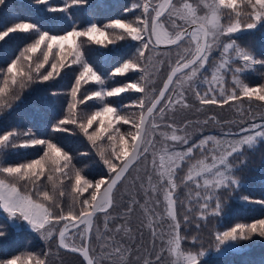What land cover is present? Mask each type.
<instances>
[{
	"label": "snow or ice",
	"instance_id": "1",
	"mask_svg": "<svg viewBox=\"0 0 264 264\" xmlns=\"http://www.w3.org/2000/svg\"><path fill=\"white\" fill-rule=\"evenodd\" d=\"M87 0H65L63 7H54L49 0H36L39 5H45L44 11L47 13H64L63 16L54 17L57 21H66L71 30H64V34H49L48 31L41 32L34 23H14L11 26H5V30L0 32V40H4L10 33L31 32L35 39L28 48L21 53L20 57L12 61L6 68L3 75V86L0 87V97L5 96L11 86L18 83L17 77H23L26 81H32V72L35 71L36 78L48 81L53 77V73L58 74V69L66 66V57L71 56L72 64H80L82 71L75 80V85L71 89V97L73 101L77 97L82 81L90 78L97 85V89L81 98L78 103H83L85 99L93 100L98 104L90 107H97L91 115L84 117V122L79 123L78 127L92 142L93 147L98 148V155L106 166L108 176L107 179H100L93 183L85 179L79 170L73 169L70 175L66 169L71 165V156L65 153L61 148L50 140L39 139L31 136L29 133H23L30 136L29 139L22 143L15 131H8L0 135V156L9 148H24L42 146L43 155L41 158L33 159L31 162L19 163L16 166H0V208L7 213V217L11 220H23L27 222L31 228L40 233L45 241L57 239V248L68 249L71 252L79 253L83 260L82 264H102L104 260L111 262L115 257L120 264H127L126 253L129 249L124 248L123 244L117 243L110 235H104L97 228L93 234L94 218L96 213H105V232L110 231L108 224L115 220L116 217L108 215V210L113 207V193L126 177L130 174V169L138 165L141 160H148L151 157V165L157 179L153 182L152 175L147 177L150 188L144 189V203L133 197L127 207L126 212L121 219L127 218L132 212V205L139 204L145 213L150 211L154 215L159 216L151 208L150 202L160 205V200L152 199L158 188L163 192V203L165 204L166 216L170 220L167 225L166 241L167 248L170 251L183 255L185 264H200L197 255L191 252L184 255L181 253V223L177 219L176 204L177 199L174 193L177 189V171L182 167H187L184 181H191L197 189L203 187L206 191L201 197L199 191L195 193V199L200 209V217L203 219L204 213L209 210L210 202L215 200V206L212 210L213 215H218L221 211V203L219 196L216 195L219 189H239L242 187L240 181L235 178L234 168L230 159L243 151L244 147L252 149L257 138H264V123L252 124L251 130L255 135L243 134L249 130L241 128L240 133H222L221 136L207 135L202 136L198 140H193L189 134V127L192 121H186L183 125L177 127L174 123L168 122L169 111H175L177 108L188 109L191 105L188 103L187 94H191L199 101L200 105H225L231 101L239 100L241 97L253 98L257 101L264 102V84L256 87H250L241 80L234 77V83L239 86V93L236 87L229 92L224 87L225 74L229 72L240 73L241 68H232L233 56L236 60L244 63L245 68L254 66L256 63L264 64V60L257 61L252 54L242 49L236 44V40L232 39V34L240 33L246 30H254L258 27H264V0H242L243 3L251 9L249 16L251 22L244 25L240 22L239 11H235V19L233 14L229 13L226 23H221L224 15L223 9L235 10L238 7L237 0H212V3L205 4L207 11L203 15L198 14L199 4L194 6L191 3L182 2L174 3L173 0H142L141 3L134 7L141 8V16L133 22H124L116 19L107 24V28L121 29L132 41H139L137 53L140 57L145 56V50L151 46L156 59L149 56L145 60V67L125 63L123 67H117L111 75L123 74L129 69L136 68L141 75L136 83L128 84L124 87H114L107 90L105 80L98 75L93 68L86 62L81 60L82 53L79 45L75 48L65 50V42L75 40L79 37H88L94 39V34L100 33L106 35L95 23H92L87 30L78 31L75 27V21L70 20L68 16V8L73 5L86 3ZM5 0H0V5H4ZM163 18V19H162ZM182 21V23H177ZM173 29L169 31L165 27V23ZM222 37H228V42H222ZM125 36L121 35L120 39ZM97 44L101 41L96 40ZM166 45L169 50L160 52L159 46ZM43 46L40 59L33 69L29 65V71L24 72L18 70L21 57L24 53H36ZM54 49L56 52L54 53ZM214 50H219V59L209 66V57ZM175 52V60L171 56ZM31 61L32 56L25 57ZM51 60L52 63H49ZM167 60L169 74L162 88L157 91L154 87L155 74L160 71V66L165 64ZM48 65L50 70L41 73L40 70ZM210 73V78H209ZM201 85L204 87L202 88ZM20 89L25 87L22 82L19 84ZM128 89H134L136 92L144 93L138 100L139 119L133 122L135 132L129 131L128 137L132 143L125 138V135L119 133V129H115L113 134L108 135V143L111 146L108 156L105 155L106 149L103 144L97 145V141H103L108 130L113 124H119L123 121L128 124L129 120L120 115L116 107H112L107 97L119 96ZM19 98L18 96L16 97ZM163 101V103H162ZM5 106L0 104V107ZM10 107V105H7ZM69 110L75 109L76 103H69ZM123 109V105L120 106ZM197 111H200L197 108ZM108 124H105V117H109ZM217 123L215 117H209L202 123L207 125L209 121ZM159 121V122H158ZM200 124V121H196ZM67 124H77L75 113L72 112L71 118H65L58 122L56 131H67L61 126ZM94 124L98 127L89 132ZM159 137V140H157ZM157 143L159 149L157 150ZM46 149V150H44ZM198 154L199 158H195ZM209 159L211 163H208ZM53 161L57 167L54 169L56 175L49 174L46 181L53 185V194L44 190L40 184L41 178L45 176L46 162ZM63 161V163H61ZM202 179V183L200 180ZM65 179L73 180L72 193L70 202L64 201L65 191L63 183ZM23 182L24 187H21ZM91 189V191H89ZM149 191L152 196L149 195ZM89 193L88 197L80 199L83 193ZM189 207L187 211L190 213L192 193H188ZM36 197V198H34ZM240 199L248 203H256L264 206V200H250L248 196H242ZM161 220L164 217H160ZM185 228L189 223V216L183 217ZM151 226V221H149ZM199 228V224L196 225ZM129 230L123 225H117L114 231L116 233ZM259 229V231H258ZM257 233L260 237H264V219H259L251 224L238 223L230 230L217 232L215 239L218 241L215 250L221 251V246L228 242H235L240 239H248L247 233ZM4 232L0 231V236ZM153 237L157 236L155 229L152 231ZM165 232L159 233V238L164 239ZM195 242L196 237H193ZM79 241V244H77ZM95 241H103L101 252L103 255L99 259L92 252V244ZM163 251V249H161ZM49 252L44 257H29L27 264H46ZM205 255L200 252L199 256ZM16 259L0 260V264H17ZM161 256L157 254L156 260L159 261ZM143 264H153L152 261L145 259Z\"/></svg>",
	"mask_w": 264,
	"mask_h": 264
},
{
	"label": "trees",
	"instance_id": "2",
	"mask_svg": "<svg viewBox=\"0 0 264 264\" xmlns=\"http://www.w3.org/2000/svg\"><path fill=\"white\" fill-rule=\"evenodd\" d=\"M68 2L71 3V0H68ZM49 3L59 8L64 6L65 0H49ZM129 5L130 3L128 0H87L86 3L69 7L67 14L70 20L75 21V27L78 31L87 30L92 23H95L102 31H105L107 29L106 25L116 19H120L124 22H132L134 12L135 18L141 16V13L138 14L137 9H128ZM44 8L45 5L37 4L36 0H6L5 4L0 9V32L5 30V26H11L14 23H34L41 32L48 31L49 34H64L65 29L71 30V27H69L66 21H57L54 19V17L63 16L64 13H47L44 11ZM237 9H241V7ZM258 28H260L259 31L249 30L248 33L244 32L245 34L242 32L237 35H232V39H235L236 42H246L247 38L259 35V38H261L260 47L255 52L256 55L252 52L251 54L257 60H264V27L258 25L257 29ZM37 38L38 37L34 36L31 32L10 33V35L0 43V57L3 58L1 62H6L5 57L12 59L19 51L20 47L34 42ZM96 40L101 41V43L97 44L95 42ZM228 40V37H223L224 42H228ZM76 45H79V50L82 53L81 60L86 61L98 75L104 78L107 90H111L114 87H121L125 82L131 84L139 80L141 75L140 71L136 72L133 78L131 73L117 74L115 76L111 75L115 72L117 67H123L125 63L131 61L130 57L132 51L126 49V47H119V45L109 47L107 38L100 33L94 34V39L79 37L73 40L72 49L75 48ZM9 47L13 50L10 51ZM138 47L139 44L135 45V54L137 53ZM158 50L160 52H167L169 48H159ZM3 51H8L12 56H5V52ZM70 58L72 57L70 56ZM145 66L144 64L143 67ZM1 68L3 69V67ZM236 68H241L242 72H229L225 74L224 87L227 91L230 92L233 87H236L239 93L240 89L239 86L234 83V77L246 84V82L249 81V74L254 72L261 75L264 83V64H260V69L254 71L251 67L250 69H246L244 63L240 61L236 65ZM82 70L80 64H69L62 69H58L60 73L57 75V78L62 84L68 86L67 88H72L75 85V80L79 77V72ZM95 86L96 84L91 81L90 78H86L85 81L81 82L78 94L86 92L90 95V88H92L93 91ZM201 87L203 88L204 86L201 85ZM159 88L157 91L160 90ZM38 95L33 99L36 111L31 107H25L24 110L18 112V118L23 122L22 127L27 129L31 136L50 140L52 143L56 144L63 152L71 156L72 166L76 169L85 168L84 172L86 175L92 177H106L107 175L103 172V167H92L90 165V163L94 162L98 157L95 153L93 144L84 136L82 130L79 129L80 131H78L73 128L74 126L70 127L72 126L71 124L61 126L66 128L67 131L55 130L58 126V122L62 120L61 118L64 119L66 112L65 107L59 112L56 105L53 104V95L47 97L43 94L42 99L39 101L36 100ZM140 95V92L135 91V93H131L126 91L119 96H115V99H117L116 101L112 102L111 97H107V101L112 102L111 106L116 107L118 113H123L127 108L132 106H137L139 108L138 100L140 99ZM6 98L7 96L5 95L1 100L5 101ZM81 98L82 96H78V100ZM187 100L191 107L188 109L177 108L175 111H169L168 117L171 119H169L168 122L174 123L175 126L179 127L186 121H192L188 129L189 134L195 133L197 128L201 131L193 140H198L200 137L207 135L221 136L222 133L225 132L232 133L233 138H235V134L240 133L241 128L249 130L247 133L243 134L255 135V132L251 130V125L254 123H264L263 117H257L258 112L264 110V102L257 103L255 99L249 101L248 98L242 96L241 99L231 101L229 104L222 106L200 105L199 101L189 93L187 94ZM8 104L9 103H6L5 106ZM121 105L124 106L123 109H121ZM24 106H27V104H24ZM197 108H199L200 111H197ZM209 117H215L217 123H213L210 120L207 125H204L202 122ZM196 121H200L201 123L197 124ZM5 130H7V127H2L0 133ZM21 137L27 138L28 136L21 135ZM257 140H259L258 142H262L264 138H257ZM32 150L34 153L30 159L37 156L40 147L37 146ZM20 152H23V150H20ZM254 161H256V159H254ZM208 163H211L210 159ZM134 168L135 166L130 169V172ZM233 168L235 175L237 169L235 170L234 166ZM202 179L203 178H201V180ZM121 184L122 182L115 189L113 193V207L108 210V215L116 217L115 220L110 221L108 224V229L110 231L105 232L104 229L105 213H99L94 219L93 234H95L96 229L99 228L101 233L112 236L117 243L123 244L124 248L129 249L126 253L127 264H143L145 259L152 261L153 264H172L170 259H168V261L166 259L169 255L166 241L169 238V235H167V225L170 220L166 216L165 204L162 202L157 208H152L155 213H159V216L154 215L152 211L148 213H145L143 209L138 211L137 206L139 204H134L132 205L133 210L129 213L126 220L121 219V216L126 212L132 199V197H130L127 200V205L125 204L126 207H124L125 205L119 207L115 197ZM245 189L244 193L248 197L264 200V184L259 189H256V191ZM142 203H144V198ZM176 212L177 219L181 223L180 209L178 206H176ZM229 212L235 217V220L231 221L229 224L239 221L243 224H251L259 219H264V206L260 204H246L242 209L236 207L234 210L230 209ZM1 217L0 214V230L4 232L6 225L1 222ZM160 217H164V219L161 220ZM149 221H151V226H149ZM117 225H123L124 228H127L129 231L125 233L122 229L121 232L116 233L114 229ZM224 226L225 225H221V223L219 224V227ZM153 229L157 232L156 237L152 235ZM182 230L181 223V249L183 248L182 245L186 237L182 234ZM160 232L166 233L163 240L159 238ZM16 235L17 233L9 239L5 238L4 235L0 237V260L16 259L17 257L20 258L19 260H22L28 256H39L43 258L44 254L49 252L46 264H72V262H76L75 264H82L83 259L80 255L62 248L58 249L57 244H54L52 246L54 249H51V244L48 241L38 239L36 235L27 229L22 230L20 234ZM209 242L212 243L215 241ZM102 243L103 241H95L92 244V252L98 259L99 256L103 255L101 252ZM263 246L262 243H259L254 247L240 252L234 249L225 255L206 257L203 262H206L205 264H264ZM161 249H163V251H161ZM157 254L161 256L159 261L156 260ZM102 264H120V262L117 258L113 257L111 262L104 260Z\"/></svg>",
	"mask_w": 264,
	"mask_h": 264
},
{
	"label": "rangeland",
	"instance_id": "3",
	"mask_svg": "<svg viewBox=\"0 0 264 264\" xmlns=\"http://www.w3.org/2000/svg\"><path fill=\"white\" fill-rule=\"evenodd\" d=\"M6 1V0H5ZM130 5L128 6V9H137L138 14L141 13V8L139 7H134V5H137L142 2V0H128ZM174 3H182V2H187L191 3L194 6L197 4L200 5L198 9V14L203 15L207 9L204 7L205 4H210L212 3V0H174ZM238 7H241V9H223L224 15L222 16L221 23H226L227 21V16L229 13L233 14V18L235 19V11H239L241 13L239 19L242 25L251 22L249 12L251 11L250 8L247 7L245 3L242 2V0H237ZM83 4V3H82ZM3 5H0V9L2 8ZM237 7V8H238ZM135 18V12L133 14V19L136 20ZM177 23H182V21H177ZM259 25V24H258ZM165 27L168 28L169 31H172L173 29L169 26V24L166 22ZM254 30L259 31L260 28H256ZM249 30L242 31L248 33ZM106 33L104 37L107 38V41L109 42V47H113L116 45H119V47H126V49L131 50L132 54L130 57V62L135 65H139L141 67L144 66L145 60L149 57L152 56L153 59H156L155 53H153L151 46L148 50H145V56L140 57L137 53L135 54V45L140 44L139 41H132L130 37H128L125 33H123V30L121 29H111L107 28L105 31ZM240 32V33H242ZM240 33H235L232 35H237ZM99 34V33H97ZM245 34V33H244ZM242 34V35H244ZM124 35V39H120V36ZM6 38V37H5ZM4 38V39H5ZM222 42L223 37L221 38ZM3 40H0V43ZM261 38H259V35L256 36H251L247 38L246 42H236L237 45H239L242 49L248 51L250 54L251 52L255 54L257 49L260 47V42ZM32 43L30 42L28 44L23 45L20 47L19 51L16 53V55L12 58L9 59L8 57L6 58V62H1L3 58L0 57V87L3 86V75L6 71V68L10 65V63L14 60L17 59V57L21 56V53L24 52L26 48H28ZM65 50L68 51L69 49H72L73 47V40H69L65 42ZM10 51L11 49L9 47ZM43 51V46L40 50H38L36 53H24V57H21L20 59V64L18 65V70H22L24 72L29 71V65L32 66V68H35L36 63L42 59L41 53ZM54 53L56 52V49L53 50ZM5 52V56L11 55L8 51H3ZM31 55L32 60L29 61L25 57ZM12 56V55H11ZM233 56V64L231 65L232 68H236V65L240 62V60H236L234 58V53L232 54ZM171 59L173 61L175 60V52L173 51V54L171 56ZM219 59V50H214L212 54L209 57V66H211L214 62L218 61ZM256 59V58H255ZM72 58L70 56L66 57V65L72 64L71 63ZM257 60V59H256ZM260 61V60H257ZM53 61L50 58L49 63H52ZM6 65V66H5ZM3 67V69L1 68ZM254 71H257L260 69V63H256L254 66L251 67ZM246 69H250L246 68ZM50 68L48 65H45V68L41 69L40 72L46 73V71H49ZM139 70L136 68L129 69L123 74H128L131 73L132 78L135 77V73L138 72ZM170 69H168L167 65V60L165 61V64L163 66H160V71L155 74V84L154 87L156 89H161L167 75L169 74ZM60 72H58L59 74ZM57 73H53V77L50 78L48 81H43L42 79H37L36 78V73L35 71L32 72V81H26L25 78L18 76L17 80L18 83L16 86H11L9 88L8 93L6 94L7 98L5 101L1 100L4 96L0 97V104H6L9 103V106H3L0 107V129L2 127H7V130L2 131L0 135L5 134L8 131H15L17 135L19 136V141L18 142H23L26 139H29L30 137H21L23 133H28V130L22 127L23 122L18 118V112L22 111L25 109V107H31L36 111V106L33 103V99L35 97L38 98L36 100H41L42 95H46L47 97H50V95H53V104L56 105L57 110L60 112L62 108L65 107L66 112H65V118H71L72 112L75 113L76 119H77V124H71L76 130L80 131L81 129L78 127L79 123L84 122V117L91 115L94 111H97V107H90L91 105L98 104L95 99L93 100H87L85 99L83 103H78V96H82V98L85 96V93L83 94H78L77 97L75 98V101H73V98L71 97V89L72 88H67L68 86H65L62 84L58 78H57ZM63 78V77H61ZM59 78V79H61ZM67 79V78H64ZM91 80V79H90ZM24 83L25 87L23 89H20L19 84ZM130 84L129 82H125L124 85L121 87H124L126 85ZM246 84L250 87H256L258 85L264 84L263 79L261 75L256 74V72L249 74V81L246 82ZM97 89V85L94 87V90ZM90 95L92 92V88L89 90ZM126 92V91H125ZM127 92L135 93L134 89H128ZM124 93V92H123ZM122 94V93H121ZM88 95V94H87ZM144 95V93H141L139 98H141ZM19 97L18 99L16 97ZM112 102L116 101L115 97H111ZM108 98H106L107 100ZM255 99V98H253ZM257 101V100H256ZM70 102H75L76 107L75 109L69 110V103ZM261 101H257L259 103ZM24 104H27V106H24ZM84 105V106H82ZM139 105V104H138ZM11 109V110H10ZM139 108L137 106H132L127 108L123 113H119L120 115L125 116L128 120V124H124L123 121H121L119 124H113V127L108 130V134L105 135V138L103 141H97V145L99 146L100 144H103V146L106 149L105 155L108 156L110 153L111 146L108 143V135L113 134L115 132V129H119V133L125 135V138L129 140V144L132 143L131 138L128 137V132L132 131L135 132V128L133 126L134 121H138L139 119ZM257 117H263L264 118V110L261 112H258ZM63 119V118H61ZM110 119L109 117H105V124H108V120ZM159 122V121H158ZM69 125V124H67ZM98 127V124H94L92 129H89V132H92L93 129ZM80 129V130H79ZM196 129V128H195ZM192 129V130H195ZM200 129L197 128V131L195 133L191 134L192 139L198 136V133H200ZM84 134V133H83ZM85 136V135H84ZM87 138V136H85ZM40 139V138H39ZM88 139V138H87ZM157 140H159V137H157ZM259 140L256 141L252 149H249L248 147H244L243 151L234 155L230 161L235 167L236 174L235 178L238 179L242 185L239 189H219L216 192V195L219 196L220 198V203H221V211L219 212L218 215H213L212 210L214 209L215 206V200L210 202V208L208 211L204 213L205 218L200 217V209L199 205L196 202L195 199V193L197 191L200 192L201 197L205 194V189L203 187L197 189L195 185L191 181H184V177L187 172V167L184 166L182 167L181 170L177 171V178H176V183H177V189L174 193V197L177 199V204L178 208L180 209V220L182 223V234L185 237V242L182 245V249L180 250L181 253L186 255L187 253L191 252L194 255L198 256V259L200 261V264H205L206 262H203L206 257H212L213 255H225L228 254L232 250H238L244 251L247 250L251 247H254L255 245L262 243L264 245V237H260L257 233H247L248 239H240L235 242H228L225 245L221 246V251L217 252L215 250L216 245L218 241L215 239V234L217 232H223L226 230H230L231 227H235L236 224L242 223V222H236L233 224L231 221L235 220V217L231 214L230 209H235L236 207L243 208L244 205L246 204H256V203H248L245 202L244 200L240 199V197L245 196L244 189H250L251 191H256V189H259L263 184H264V140L262 142H258ZM91 142V141H90ZM92 143V142H91ZM159 143H157V150L159 149ZM37 147V146H35ZM35 147H30L28 149L24 148H9L4 151L3 155L0 156V166H16L19 163H27L31 162L33 159L41 158L43 155L42 146L40 147V150L38 151V154L35 158L30 159L32 157L34 151L32 150ZM19 150V151H18ZM20 150H23V152H20ZM46 150V149H44ZM95 153L97 155V159L94 160V162H91L90 165L92 167L95 166H100L103 167L104 170L103 172L107 173V169L105 170L106 166L103 164L102 159L98 155V148L94 147ZM15 155H21V156H15ZM195 158H199L198 154L196 155ZM256 159V161H254ZM63 163V161L61 162ZM57 167V165L49 160L46 162V171H45V176L41 178L40 184L42 185L44 190L49 191L50 194H53V185L48 183L46 181V177L49 174L56 175L54 172V169ZM73 169L79 170L81 175L85 177V179L92 181L93 183L97 182L98 180L104 178L107 179L108 176L106 177H92L89 175H86L84 172V167L80 169H76L74 166L70 165L66 171L69 172L70 175L73 174ZM149 175H152L153 182L156 181L157 176L153 172L152 165H151V157L149 156L148 160H141V162L138 163V165L135 166V168L130 172L129 175H126L125 179L122 181V184L117 190L116 194V202L118 203L119 207H123L127 200L130 197H135L137 200L140 201V204L142 203V200L144 198V189L141 188V184L144 185V188L150 187L147 181V177ZM202 183V180H200ZM21 183V187H24L23 182ZM74 181L70 179H65L63 183V190L65 191V197L63 198L64 201L70 202L71 196L73 195L72 193V185ZM245 189V190H246ZM91 191V189L89 190ZM150 192V191H149ZM192 193V199H191V208L192 211L189 213L187 211L189 207V195L188 193ZM260 193V192H258ZM89 193H83V195L80 197V199L88 197ZM150 196H152V193H149ZM247 196V195H246ZM36 198V197H34ZM250 198V197H249ZM153 201L154 200H160L161 203L163 202V192L158 188L157 193L152 196ZM250 200H259V199H253L250 198ZM151 208H157L160 205H155L154 203L150 202ZM160 203V204H161ZM127 205V204H126ZM126 205L124 207H126ZM140 205L137 206V210L141 211ZM229 213V215H228ZM0 214H1V222L6 225V228L4 230V237L9 239L10 237L14 236L16 233L17 235L21 233L22 230L27 229L31 231L38 239L44 240L41 236L40 233L34 231L30 225L27 224V222L23 220H11L7 217V213L3 211L2 208H0ZM238 214V213H237ZM185 215L189 216V223L187 225V228H185V222L183 220V217ZM238 216V215H237ZM182 217V218H181ZM225 225L224 227H219V224ZM199 224V228L196 227V225ZM219 229H218V228ZM1 231V230H0ZM259 231V229H258ZM16 235V236H17ZM3 237V236H0ZM193 237H197L195 242H193ZM45 241V240H44ZM209 241H215L210 243ZM51 244V249L54 244H57V239L54 237L52 240L48 241ZM77 244H79V241H77ZM264 247V246H263ZM200 252H204L205 255L202 257L199 256ZM35 258V256H33ZM29 259V256L26 257L25 259L17 261V264H27V261ZM167 261L170 259L172 261V264H185V261L183 259V255H180L176 252L170 251L169 250V255L167 256ZM76 262H72V264H75ZM32 264H35V259H33Z\"/></svg>",
	"mask_w": 264,
	"mask_h": 264
},
{
	"label": "water",
	"instance_id": "4",
	"mask_svg": "<svg viewBox=\"0 0 264 264\" xmlns=\"http://www.w3.org/2000/svg\"><path fill=\"white\" fill-rule=\"evenodd\" d=\"M173 1H174V0H173ZM159 48H168V46H166V45H160ZM165 81H166V79H165ZM165 81H164V82H165ZM162 86H163V85H162ZM161 88H162V87H161ZM162 102H163V101H162ZM121 182H122V181H121ZM121 182H120V183H121ZM118 185H119V184H118ZM118 185H117V186H118ZM114 191H115V190H114ZM97 214H99V213H96V216H97ZM96 216H95V217H96ZM94 219H95V218H94ZM62 249H64V248H62ZM64 250L71 252V251L68 250V249H64ZM72 253H74V252H72ZM76 254L80 255L79 253H76ZM80 256H81V255H80ZM81 257H82V256H81ZM82 259H83V258H82Z\"/></svg>",
	"mask_w": 264,
	"mask_h": 264
}]
</instances>
